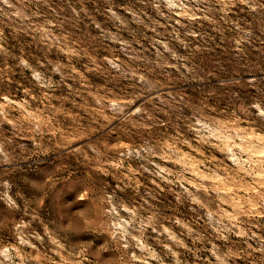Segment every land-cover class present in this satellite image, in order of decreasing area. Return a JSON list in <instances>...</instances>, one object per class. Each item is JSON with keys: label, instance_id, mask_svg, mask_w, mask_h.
Instances as JSON below:
<instances>
[{"label": "rangeland", "instance_id": "rangeland-1", "mask_svg": "<svg viewBox=\"0 0 264 264\" xmlns=\"http://www.w3.org/2000/svg\"><path fill=\"white\" fill-rule=\"evenodd\" d=\"M0 264H264V0H0Z\"/></svg>", "mask_w": 264, "mask_h": 264}]
</instances>
